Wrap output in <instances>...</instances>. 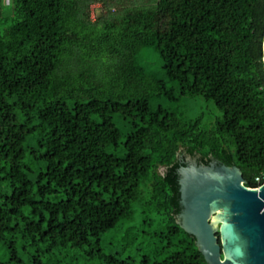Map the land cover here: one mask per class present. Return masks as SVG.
<instances>
[{
  "label": "trees",
  "instance_id": "16d2710c",
  "mask_svg": "<svg viewBox=\"0 0 264 264\" xmlns=\"http://www.w3.org/2000/svg\"><path fill=\"white\" fill-rule=\"evenodd\" d=\"M263 38L264 0H0V264H209L178 169L264 183Z\"/></svg>",
  "mask_w": 264,
  "mask_h": 264
},
{
  "label": "water",
  "instance_id": "95a60500",
  "mask_svg": "<svg viewBox=\"0 0 264 264\" xmlns=\"http://www.w3.org/2000/svg\"><path fill=\"white\" fill-rule=\"evenodd\" d=\"M262 61L264 70V38ZM188 160L178 169L177 221L207 263L264 264V183L247 187L237 166Z\"/></svg>",
  "mask_w": 264,
  "mask_h": 264
},
{
  "label": "rangeland",
  "instance_id": "374dc122",
  "mask_svg": "<svg viewBox=\"0 0 264 264\" xmlns=\"http://www.w3.org/2000/svg\"><path fill=\"white\" fill-rule=\"evenodd\" d=\"M4 1H5V0H4ZM93 12H94V15H95V17H96V15H98V10H97V8H93ZM95 17H94V18H95ZM147 60L151 61V63H153V64H156V65H154V66H152V67H153L154 69H158V68H157V65H158L159 61H158L157 57L148 58ZM158 72H159L158 75L162 76V73H160V70H159V69H158Z\"/></svg>",
  "mask_w": 264,
  "mask_h": 264
},
{
  "label": "crops",
  "instance_id": "0c3cea01",
  "mask_svg": "<svg viewBox=\"0 0 264 264\" xmlns=\"http://www.w3.org/2000/svg\"><path fill=\"white\" fill-rule=\"evenodd\" d=\"M100 7H101L100 4L93 3V4L90 5V11H91V9H93V8H97V10H98V12H99Z\"/></svg>",
  "mask_w": 264,
  "mask_h": 264
},
{
  "label": "built area",
  "instance_id": "2783aa9c",
  "mask_svg": "<svg viewBox=\"0 0 264 264\" xmlns=\"http://www.w3.org/2000/svg\"><path fill=\"white\" fill-rule=\"evenodd\" d=\"M8 2H9V0H5V3H8ZM90 17L91 18H94L95 17L94 12H93V9H91Z\"/></svg>",
  "mask_w": 264,
  "mask_h": 264
},
{
  "label": "flooded vegetation",
  "instance_id": "af4514ba",
  "mask_svg": "<svg viewBox=\"0 0 264 264\" xmlns=\"http://www.w3.org/2000/svg\"><path fill=\"white\" fill-rule=\"evenodd\" d=\"M186 161L189 163V160H188V158H186ZM196 161V160H195Z\"/></svg>",
  "mask_w": 264,
  "mask_h": 264
}]
</instances>
